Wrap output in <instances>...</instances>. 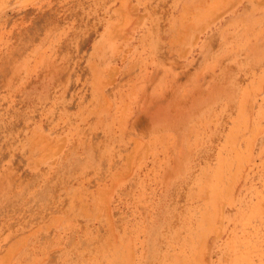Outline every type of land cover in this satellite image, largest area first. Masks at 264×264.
<instances>
[{"label":"rangeland","instance_id":"374dc122","mask_svg":"<svg viewBox=\"0 0 264 264\" xmlns=\"http://www.w3.org/2000/svg\"><path fill=\"white\" fill-rule=\"evenodd\" d=\"M0 264H264V0H0Z\"/></svg>","mask_w":264,"mask_h":264}]
</instances>
